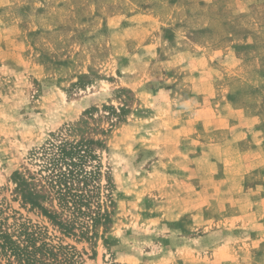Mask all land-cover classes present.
Returning <instances> with one entry per match:
<instances>
[{
	"label": "rangeland",
	"instance_id": "374dc122",
	"mask_svg": "<svg viewBox=\"0 0 264 264\" xmlns=\"http://www.w3.org/2000/svg\"><path fill=\"white\" fill-rule=\"evenodd\" d=\"M61 149L84 199L32 206ZM0 219L70 264H264V0H0Z\"/></svg>",
	"mask_w": 264,
	"mask_h": 264
},
{
	"label": "trees",
	"instance_id": "16d2710c",
	"mask_svg": "<svg viewBox=\"0 0 264 264\" xmlns=\"http://www.w3.org/2000/svg\"><path fill=\"white\" fill-rule=\"evenodd\" d=\"M70 153L61 149L58 158L50 160L51 170L48 176L42 178L45 179L43 185L34 176L30 177V181L20 180L18 186L22 198L32 206H38L40 199H57L61 210L76 209L80 204L78 199L85 197L76 187L79 183V171L75 169V163L68 165L71 169L66 173L58 168L60 163L66 162ZM50 218L61 227L64 234L74 232V222L81 229L85 227L79 226V221L74 218L65 222L58 221L53 216ZM90 221L97 222L99 218L93 217ZM80 234L84 235V231L81 230ZM0 264H70V259L65 248L43 241L38 234L30 232L23 225L10 232L5 221L0 219Z\"/></svg>",
	"mask_w": 264,
	"mask_h": 264
}]
</instances>
